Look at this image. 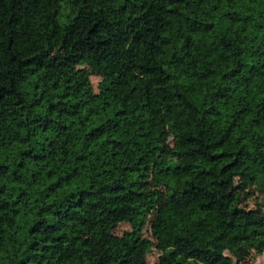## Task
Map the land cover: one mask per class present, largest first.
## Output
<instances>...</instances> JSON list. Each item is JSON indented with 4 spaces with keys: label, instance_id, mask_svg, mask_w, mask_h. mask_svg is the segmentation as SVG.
I'll list each match as a JSON object with an SVG mask.
<instances>
[{
    "label": "trees",
    "instance_id": "16d2710c",
    "mask_svg": "<svg viewBox=\"0 0 264 264\" xmlns=\"http://www.w3.org/2000/svg\"><path fill=\"white\" fill-rule=\"evenodd\" d=\"M155 100L173 108L177 161ZM263 174L264 0H0V264H149L152 246L169 249L153 264H238L222 228L249 234L264 203L240 206L234 178ZM160 187L150 218L134 199Z\"/></svg>",
    "mask_w": 264,
    "mask_h": 264
},
{
    "label": "rangeland",
    "instance_id": "374dc122",
    "mask_svg": "<svg viewBox=\"0 0 264 264\" xmlns=\"http://www.w3.org/2000/svg\"><path fill=\"white\" fill-rule=\"evenodd\" d=\"M137 15V8L132 7L128 12H125V22L127 25L131 24ZM135 48L133 42L129 43L128 50L131 52ZM86 71L89 74V79L92 83L94 89H96L99 81L102 79V74L97 72L95 69L85 66ZM130 77V74L125 76ZM147 89L152 92L154 98H159L163 95V90H161L157 85L149 82L148 78L144 76ZM142 90L134 91L130 96L123 99L125 106L133 105L139 98ZM155 106L158 109L157 115V127L161 131V141H162V154L167 160L177 161L178 155L173 149L172 136L176 131L177 126L173 118V108L167 103H161L155 100ZM134 128L128 124L122 125V135L127 137L129 133L133 132ZM233 171H242L251 176L258 175L255 166L247 163L243 158H239L238 165L233 169ZM231 173V172H230ZM228 173V174H230ZM174 175V169L170 168L168 173L164 178H169ZM106 176H101L99 179L101 181L105 180ZM233 184L232 198L240 206L245 207L251 211H255L258 207L254 206V201H260L264 203V174L260 177L258 181L244 176H235ZM255 182V183H254ZM241 185V186H240ZM244 185V186H243ZM240 186V187H239ZM164 195L163 188H157L156 192L151 196H135V203H143V205L148 208L149 217H154V206H156ZM254 216L257 222L264 221V206L261 211L254 212ZM81 235L84 238V244L81 246V253L84 256L92 254L96 249V232L93 228L88 227L84 223L79 224ZM128 229L127 223H120L115 233L121 235L125 230ZM222 232L226 238L231 242V250L228 252L232 257H234L238 264H264V248L262 242L264 241V223L246 234L242 228H222ZM144 236L149 237V232L147 227H144ZM169 249H156L155 247L150 248H140L138 250L137 256L144 257L149 264H153L158 261L159 257L166 254ZM191 260V261H190ZM185 260L184 264H202L196 260L190 259Z\"/></svg>",
    "mask_w": 264,
    "mask_h": 264
}]
</instances>
